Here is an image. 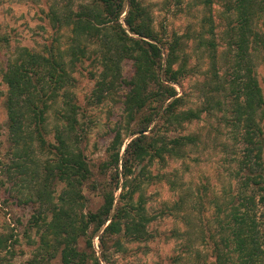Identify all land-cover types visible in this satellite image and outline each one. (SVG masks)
Returning <instances> with one entry per match:
<instances>
[{"label":"trees","instance_id":"16d2710c","mask_svg":"<svg viewBox=\"0 0 264 264\" xmlns=\"http://www.w3.org/2000/svg\"><path fill=\"white\" fill-rule=\"evenodd\" d=\"M202 3L200 31L180 34L156 27L145 0H65L61 9L52 6L47 13L56 31L51 43L42 51L25 45L11 51L2 79L16 149L13 166L24 181H36L39 207L33 224L41 231L36 255L21 264H51L57 257L60 264H102L94 249L95 235L105 260L111 247L124 251L126 240H148L154 217L147 212L143 185L156 175L151 171L133 175L134 167L145 161L165 166L167 157L183 158L187 147L198 145L202 138L173 133L203 114L217 113L234 142L223 143L230 152L229 177L220 181V191H213L209 201L215 208L210 227H203V220L194 227L198 208L184 195L173 209L185 212L189 229L182 235H187V248L193 253L191 264H209L198 241L210 246L211 264H264V90L258 73L264 64V0ZM215 4L223 5V10ZM192 38L206 46L211 60L208 78L196 81L202 99L197 107H187V94H179L176 87L190 73L187 45ZM220 38L226 47L219 45ZM1 42L9 40L0 35ZM88 59L96 67L91 71L92 101L102 103L126 87L125 123L131 134L139 133L121 156L124 138L116 129L110 159L101 167L109 175L93 170L81 146L80 132L86 129L80 121L74 73L77 64ZM125 60L134 65L129 79L123 75ZM55 108L58 123L55 142H50L48 122ZM36 146L48 154L41 169L30 165L36 161ZM161 178L178 188L169 175ZM61 182L64 188L55 195ZM207 189L197 195L185 193L202 205ZM87 192L102 199L96 210L85 209ZM193 234L198 237L192 239ZM0 264H4L1 257Z\"/></svg>","mask_w":264,"mask_h":264},{"label":"rangeland","instance_id":"374dc122","mask_svg":"<svg viewBox=\"0 0 264 264\" xmlns=\"http://www.w3.org/2000/svg\"><path fill=\"white\" fill-rule=\"evenodd\" d=\"M64 3L65 0H0V35H5L9 40L0 44V257L4 264L8 262L21 264L34 257L40 248L41 231L33 224V215L39 207L35 190L36 181H30V178L24 181L25 178L19 169L13 166L16 149L9 134L6 108L8 89L2 79L3 69L6 68L9 54L16 46L25 45L42 51L45 44L53 41L56 31L47 13L52 6L61 9ZM145 3L150 6L155 25L159 29L165 26L169 33L176 31L180 34L200 31V21L205 13L202 0H184L180 4L177 0H145ZM215 5L219 11L223 10V5ZM218 43L226 47V42L222 38ZM187 50L190 73L180 84H176V87L179 94H187V107H197L201 105L202 99L196 89V81L208 78L211 60L208 49L199 39L192 38ZM95 68V64L88 59L79 62L74 73L76 77L74 92L81 105L80 121L86 129L85 133L80 132L81 146L93 170L99 175H109V171L103 174L101 167L110 159L109 147L116 129L121 130L124 138L121 156L125 153L128 143L139 133L131 134V126L125 123L123 101L126 87L102 103L92 101L91 93L95 80L91 71L96 70ZM133 71V61L125 60L124 77L129 79ZM258 73L264 90V64L259 66ZM56 111L57 108L51 111L48 122L50 142H55V128L58 123ZM228 132L221 114H203L201 119L187 123L181 130L173 133V135L198 134L202 138L198 145L187 147L183 158L167 157L165 166L157 161L151 164L145 161L134 167L133 175H150V171L152 175H156L143 185L148 200L147 212L154 217L148 226L150 238L146 241L126 240L124 251L115 252L111 247L107 253L108 260H105L99 236L95 235L94 249L100 256L102 264H185L184 261L191 264L193 253L191 255L187 248V235H182L189 229L184 219L185 212L173 209V205L181 195L186 196L198 208L192 223L194 227H199L202 220L203 227L209 226L215 211L213 204L209 203L213 198V191H220V181L229 177L227 168L230 152L223 143L229 141L232 146L234 141L229 139ZM38 148L33 153L36 161L30 162V165L36 167L35 164H38V169H41L48 154ZM120 165L122 166V161ZM141 171L146 173L142 174ZM163 174L177 181L176 190L171 188L167 180H162ZM205 186L208 188V194L204 195L202 205L191 201L193 194L185 193L193 192L195 195L205 193ZM63 188L64 184L58 183L55 195ZM121 191L122 188H119L116 192V202ZM87 195L85 209L96 210L102 199L92 192H87ZM184 207H187V204ZM192 237L196 239L198 235L193 234ZM81 244L84 247L86 240ZM196 244L201 249L203 259L211 264L214 258L210 246L206 245L207 242L201 244L198 241ZM60 263L59 257L51 262Z\"/></svg>","mask_w":264,"mask_h":264}]
</instances>
